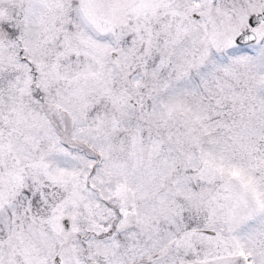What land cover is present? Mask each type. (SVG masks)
I'll list each match as a JSON object with an SVG mask.
<instances>
[{
  "label": "snow or ice",
  "instance_id": "obj_1",
  "mask_svg": "<svg viewBox=\"0 0 264 264\" xmlns=\"http://www.w3.org/2000/svg\"><path fill=\"white\" fill-rule=\"evenodd\" d=\"M0 264H264V0H0Z\"/></svg>",
  "mask_w": 264,
  "mask_h": 264
}]
</instances>
